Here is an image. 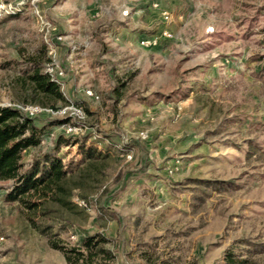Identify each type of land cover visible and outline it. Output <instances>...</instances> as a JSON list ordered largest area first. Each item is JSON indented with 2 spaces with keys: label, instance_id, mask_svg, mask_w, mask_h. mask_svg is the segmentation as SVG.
Returning a JSON list of instances; mask_svg holds the SVG:
<instances>
[{
  "label": "rangeland",
  "instance_id": "obj_1",
  "mask_svg": "<svg viewBox=\"0 0 264 264\" xmlns=\"http://www.w3.org/2000/svg\"><path fill=\"white\" fill-rule=\"evenodd\" d=\"M0 3L20 9L0 15V107L87 114L80 135L54 123L23 162L60 135L105 151L60 150L66 203L30 211L0 181V264H68L52 241L106 264H264V0ZM53 62L64 100L31 83ZM44 115L39 126L65 120Z\"/></svg>",
  "mask_w": 264,
  "mask_h": 264
},
{
  "label": "trees",
  "instance_id": "obj_2",
  "mask_svg": "<svg viewBox=\"0 0 264 264\" xmlns=\"http://www.w3.org/2000/svg\"><path fill=\"white\" fill-rule=\"evenodd\" d=\"M30 77L38 95L64 100L59 84L53 81L49 74H44L38 68ZM39 117L41 116L30 118L13 107H0V181H13L6 201L19 202L30 211L38 209L49 200L66 203L61 197L66 195L68 198L70 195L67 188L69 171L64 165L63 158L58 156L63 147L78 145L79 154L84 161L101 159L105 154V151L96 144L87 146L89 137H75L77 141L72 142V138L60 135L51 150L38 155L32 163L26 165L23 162L24 153L41 146L46 130L54 123L64 125L68 122V119L58 122L44 120L43 125L39 126L37 123ZM33 198L36 200L32 201ZM30 222L35 229L38 228L33 219H30ZM95 240L96 237L87 238L83 244L84 249L90 250ZM50 245L54 250L64 254L68 264H106L102 261L97 262L95 260L97 256L93 254H84L81 248L68 250L55 241ZM225 264H235L232 254L226 255Z\"/></svg>",
  "mask_w": 264,
  "mask_h": 264
},
{
  "label": "built area",
  "instance_id": "obj_3",
  "mask_svg": "<svg viewBox=\"0 0 264 264\" xmlns=\"http://www.w3.org/2000/svg\"><path fill=\"white\" fill-rule=\"evenodd\" d=\"M17 6L12 5L11 3L9 4L0 3V15H3L4 13H14L16 11L19 12L20 9H17ZM36 16L40 24L44 26V29L50 28L49 24L44 20L43 16L39 12H36ZM164 36L170 38L171 34H169L168 32H165ZM57 39L58 41H63L62 36L58 37ZM55 52H56L55 48L51 46V54H54ZM59 70H60L59 67L53 62L48 67V74L52 77ZM59 75L60 76L63 75V72L60 71ZM86 93L90 97L99 99V97L96 96L92 91H87ZM17 109L20 110L21 112L22 111L25 112L26 116L30 118L36 117L40 114H46L52 117H60L62 119H68V120L75 122V125L67 124L63 126L65 133L68 135H80L83 131L84 122L87 118V114L84 108L79 105H75V104H72L70 106H67L61 109L40 108L38 106H24V107L22 106ZM141 136L144 139L147 137L145 133H141ZM127 158L131 160L132 159L131 154H128ZM79 205L85 208L88 207V204L85 201H80Z\"/></svg>",
  "mask_w": 264,
  "mask_h": 264
}]
</instances>
